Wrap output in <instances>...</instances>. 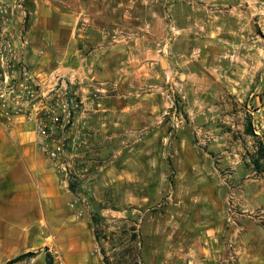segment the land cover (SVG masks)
<instances>
[{
	"label": "rangeland",
	"instance_id": "obj_1",
	"mask_svg": "<svg viewBox=\"0 0 264 264\" xmlns=\"http://www.w3.org/2000/svg\"><path fill=\"white\" fill-rule=\"evenodd\" d=\"M2 1L29 69L64 76L77 101L59 163L74 246L92 243L93 264L102 249L182 264L190 243L264 264V176L236 140L246 114L264 122V0Z\"/></svg>",
	"mask_w": 264,
	"mask_h": 264
},
{
	"label": "crops",
	"instance_id": "obj_2",
	"mask_svg": "<svg viewBox=\"0 0 264 264\" xmlns=\"http://www.w3.org/2000/svg\"><path fill=\"white\" fill-rule=\"evenodd\" d=\"M236 134L246 151H255L251 137L243 130ZM249 140L253 145L250 150L246 145ZM248 164L246 157L245 165L249 167ZM65 186L59 165L40 151L34 124L20 120L8 127L0 121V264L32 252L37 256L15 264H36L39 260L47 264L46 253L53 246L64 254L68 264H93L88 256L92 243L74 246L82 228L66 207L69 196ZM217 247L218 253L190 243L182 252L181 263H229L227 246ZM168 263L180 264L178 257Z\"/></svg>",
	"mask_w": 264,
	"mask_h": 264
},
{
	"label": "built area",
	"instance_id": "obj_3",
	"mask_svg": "<svg viewBox=\"0 0 264 264\" xmlns=\"http://www.w3.org/2000/svg\"><path fill=\"white\" fill-rule=\"evenodd\" d=\"M22 1L19 9L23 8ZM15 7L0 0V121L8 127L20 120L33 123L40 151L59 165L65 154L66 135L75 125L72 116L77 101L68 94L64 76L55 75L48 82L44 73L41 76L29 69L26 32L11 30ZM253 125L264 142V122L262 128L254 120Z\"/></svg>",
	"mask_w": 264,
	"mask_h": 264
},
{
	"label": "trees",
	"instance_id": "obj_4",
	"mask_svg": "<svg viewBox=\"0 0 264 264\" xmlns=\"http://www.w3.org/2000/svg\"><path fill=\"white\" fill-rule=\"evenodd\" d=\"M244 132L247 136L251 137L254 141V152H249L248 157H249V167L255 172L257 175H262L264 174V142L255 133L254 125H253V118L249 114H246L245 116V125H244ZM73 188V186L70 185V190ZM103 254V261L105 264H110L109 258L105 252V249L101 250ZM34 253H27L23 254L11 261H9L7 264H15L18 262H21L25 260L26 258H30L34 256ZM46 258H47V264H55V258L54 255L47 250L46 253Z\"/></svg>",
	"mask_w": 264,
	"mask_h": 264
},
{
	"label": "water",
	"instance_id": "obj_5",
	"mask_svg": "<svg viewBox=\"0 0 264 264\" xmlns=\"http://www.w3.org/2000/svg\"><path fill=\"white\" fill-rule=\"evenodd\" d=\"M161 66H162V68L167 66V64L163 58H161Z\"/></svg>",
	"mask_w": 264,
	"mask_h": 264
}]
</instances>
